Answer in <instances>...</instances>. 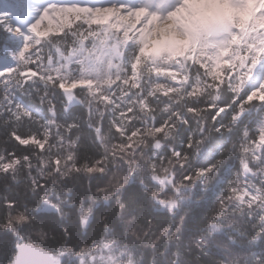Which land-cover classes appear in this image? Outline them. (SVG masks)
I'll return each mask as SVG.
<instances>
[{"label":"snow or ice","instance_id":"obj_1","mask_svg":"<svg viewBox=\"0 0 264 264\" xmlns=\"http://www.w3.org/2000/svg\"><path fill=\"white\" fill-rule=\"evenodd\" d=\"M191 2L0 0V264H264V0Z\"/></svg>","mask_w":264,"mask_h":264},{"label":"rangeland","instance_id":"obj_2","mask_svg":"<svg viewBox=\"0 0 264 264\" xmlns=\"http://www.w3.org/2000/svg\"><path fill=\"white\" fill-rule=\"evenodd\" d=\"M250 8L251 5H249L247 9L237 10L233 9L228 3H223L222 5L215 7L204 4L202 6L193 7L192 10L188 11V14L202 17L236 18L238 21L243 22L247 18ZM174 44L179 47L182 42L178 40ZM0 67H3L2 63H0Z\"/></svg>","mask_w":264,"mask_h":264},{"label":"bare ground","instance_id":"obj_3","mask_svg":"<svg viewBox=\"0 0 264 264\" xmlns=\"http://www.w3.org/2000/svg\"><path fill=\"white\" fill-rule=\"evenodd\" d=\"M223 3L227 4L228 2L227 0H192L191 4L189 5L188 11L192 10L193 7L202 6L204 4H208L209 6L215 7V6H220ZM168 39L174 43H176L179 40L175 32L170 33Z\"/></svg>","mask_w":264,"mask_h":264}]
</instances>
